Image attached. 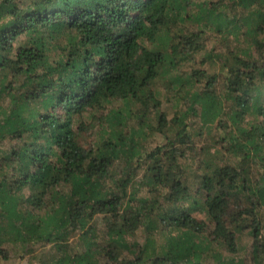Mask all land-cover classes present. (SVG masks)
I'll return each instance as SVG.
<instances>
[{
  "label": "trees",
  "instance_id": "1",
  "mask_svg": "<svg viewBox=\"0 0 264 264\" xmlns=\"http://www.w3.org/2000/svg\"><path fill=\"white\" fill-rule=\"evenodd\" d=\"M211 36L213 73L185 66ZM14 249L264 264V0H0V256Z\"/></svg>",
  "mask_w": 264,
  "mask_h": 264
},
{
  "label": "rangeland",
  "instance_id": "2",
  "mask_svg": "<svg viewBox=\"0 0 264 264\" xmlns=\"http://www.w3.org/2000/svg\"><path fill=\"white\" fill-rule=\"evenodd\" d=\"M214 40L215 39L212 38V36H211L207 40L206 50H204L202 53L200 52L199 54L192 56L190 61H188L184 65L187 66L188 68L194 67V68H198V69H208V70L211 69L210 72L213 73L214 68H211L208 63L205 65L201 64V60L203 59L205 53L211 51L212 49L216 48V50L218 52L221 51L222 48L219 45L217 46L216 43L214 42ZM155 89L162 91V97H161L162 101H163V107L162 108L164 110H167L169 113V117L172 118L174 116L175 111L177 110V106H175L176 100H175V96H174L173 92L172 91L169 92L166 90V81L165 80H159L155 84ZM181 106L183 107V109L186 108L185 104H181ZM134 109L136 110V107H134ZM195 127L197 128L199 126L195 125ZM213 145H214V141H212L207 134H204V135L200 136V138L197 139V141L195 142V150L192 151V153L190 155L193 157H197V161H200V158L204 157L205 149H207L209 147L212 148ZM213 149H212V151H213ZM193 167H194V169H196L197 166L194 165ZM195 177H192L189 180L192 195L195 194V192L198 188V184H199L198 179H196ZM188 203H190V202H188ZM193 215L198 217L199 219H203V220L207 221V216L203 212L202 209L194 211ZM96 225L98 228L104 227L103 221L101 218L99 220H97ZM129 240L130 241H138L139 243L143 244L145 241V234L142 231H140L137 233L135 239H129ZM243 241L245 244H247L249 242L248 237H244ZM35 256L36 255L33 253L24 252L21 249H14V250L9 251V255L6 259H3L0 256V264H32V263L36 264L38 259L34 258Z\"/></svg>",
  "mask_w": 264,
  "mask_h": 264
}]
</instances>
